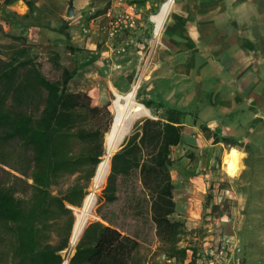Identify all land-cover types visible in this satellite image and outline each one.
Returning a JSON list of instances; mask_svg holds the SVG:
<instances>
[{
	"label": "trees",
	"instance_id": "1",
	"mask_svg": "<svg viewBox=\"0 0 264 264\" xmlns=\"http://www.w3.org/2000/svg\"><path fill=\"white\" fill-rule=\"evenodd\" d=\"M4 35L11 52L0 44V264H63L73 208H82L106 152L111 104L95 106L86 92L72 91L78 71L63 66L58 52L51 53L47 77L27 38ZM157 106L158 119L138 122L111 158L99 220L88 223L69 264H145L142 239L152 232L171 258L186 261L189 249L180 247L186 224L173 219L171 154L181 145L187 113ZM66 178L73 182L55 194Z\"/></svg>",
	"mask_w": 264,
	"mask_h": 264
},
{
	"label": "crops",
	"instance_id": "2",
	"mask_svg": "<svg viewBox=\"0 0 264 264\" xmlns=\"http://www.w3.org/2000/svg\"><path fill=\"white\" fill-rule=\"evenodd\" d=\"M167 1L8 0L0 5V23L5 16L6 29L77 49L65 55L66 66L78 71L71 86L79 82L77 92H86L95 106L111 103L138 79L151 85L154 105L186 112L173 161L181 157L190 164L184 155L189 140H220L217 147L227 140L228 153L234 149L242 157L234 205L242 210L245 264H264V0H176L155 40L150 17ZM128 2L145 8V15L138 28L111 41L109 15L124 11ZM123 46L127 52L118 58L113 51ZM180 177L188 179L186 186L197 182L205 190L208 176L187 168ZM156 247L147 264H182L166 252L161 260Z\"/></svg>",
	"mask_w": 264,
	"mask_h": 264
},
{
	"label": "rangeland",
	"instance_id": "3",
	"mask_svg": "<svg viewBox=\"0 0 264 264\" xmlns=\"http://www.w3.org/2000/svg\"><path fill=\"white\" fill-rule=\"evenodd\" d=\"M175 2L176 0H174V4ZM2 20L3 22L0 23V26H2L4 34L22 36L28 39L29 45L32 46L30 54L34 57L36 63L41 66L44 75L47 77H51L53 75L51 73L49 60L52 57L51 53L54 51L58 52L60 56L61 54L63 55V57L61 56L60 58L61 64L67 67L66 65H68L67 63L69 60L65 57V55L69 50L68 47H65L63 44L59 45L58 43L52 44L34 41L28 36V34L25 35V32L23 31L19 33L6 29V23H4V20L8 22L10 19L3 16ZM4 34L0 32V44L3 46L1 50L4 54L8 55L11 51H9L6 46H8L11 41L10 39L8 40ZM19 44L20 43H18V45ZM134 84L138 86L137 95L139 102L147 107L145 104L151 101L152 91L151 85L148 82L139 81L138 79L132 81V83L128 82L126 89L120 93L128 92ZM81 85H83V83H81ZM79 87V82L72 84L71 90L75 92L79 89ZM115 98L116 97L113 98L110 103V109H108L111 111L113 116V101ZM148 109L150 110V115L144 116L138 122L146 118H153L154 113L159 111V107L157 105H153ZM133 129L134 127L132 128L131 133L133 132ZM189 141L190 143L185 146L184 155L191 157L192 161L190 164L185 166L181 162L182 158L177 157L174 161L176 165L171 168V174H173L172 177L175 184L174 199L176 202V213L174 214L173 219L181 220L184 224H186L187 233L181 242L180 247L189 249L186 259V261H188L187 264H201L199 251L200 247L205 243V240L209 239L214 242L220 240H239L241 243L243 239L242 237L245 235L243 229V219L238 216L242 210H237V205H234L235 192L237 193L241 188L240 184L237 183L239 180H236L237 175L240 173H238L236 177H231L226 172L224 159L228 155L227 153L229 151V144L227 140L223 142V146L221 147H217V144L214 142L215 140H210L209 143L206 141L203 143L201 140ZM180 152V149H176L174 154L178 156ZM187 168L190 170H196L199 175L202 174V176H208L204 179V184L206 183L204 191L197 189L199 187L197 182L191 183L192 186H186L185 181L187 182L188 179L180 177V173L182 170H186ZM72 182V178H66L63 180V184L60 187L55 188L53 191L55 194L57 191H65L67 186ZM91 184L92 181L90 183L88 193L91 189ZM105 186L106 183L98 193V199L92 214L93 217L91 216L88 223L99 219L97 216V208ZM74 209L73 214L76 220V213L79 208ZM142 242L144 243L142 246V255L145 259H147L145 261V264H147L150 260L148 259L149 255H151L153 248L157 246L159 241L155 238L154 232H152L148 238L144 240L142 239ZM249 243H253V241L250 240ZM76 246L77 244L72 246L70 243V248L66 251V253L63 252L62 254L64 261L66 260V257H68L66 256L67 253L70 254V258L72 257ZM249 246L250 245L248 244L247 247ZM156 250L160 255L159 258L163 260V254L165 253L163 245L160 243V245L156 247ZM189 256H191V259H189Z\"/></svg>",
	"mask_w": 264,
	"mask_h": 264
},
{
	"label": "bare ground",
	"instance_id": "4",
	"mask_svg": "<svg viewBox=\"0 0 264 264\" xmlns=\"http://www.w3.org/2000/svg\"><path fill=\"white\" fill-rule=\"evenodd\" d=\"M174 4V0H168L165 2L160 9L159 14L154 18L157 23L156 33L159 34L164 28V22L167 19V15L170 12L172 6ZM172 12V11H171ZM164 26V28H163ZM138 86L134 84V86L126 93L116 92V98L113 101V109H114V118L116 117V129L119 128V124L122 123L125 117L130 116L131 123L128 133H131V130L134 125L142 119L144 116L150 115V110L145 107L138 100L137 93ZM152 115V114H151ZM129 135V134H128ZM126 139V138H125ZM124 139V141H125ZM106 152L105 155L100 162V170L97 175L92 179L91 189L89 193L86 195L82 208H79L76 213V220L74 223V229L71 236V245L75 246L78 244L77 242L81 238L92 214L95 209V205L98 199V193L100 189L107 182L108 175L110 173L111 167V158L113 154L118 149H112L109 143V134L106 136ZM241 155L237 150H231L228 155L224 159L225 169L228 175L231 177L235 176L241 170ZM93 217V216H92ZM64 264H67L64 262Z\"/></svg>",
	"mask_w": 264,
	"mask_h": 264
},
{
	"label": "built area",
	"instance_id": "5",
	"mask_svg": "<svg viewBox=\"0 0 264 264\" xmlns=\"http://www.w3.org/2000/svg\"><path fill=\"white\" fill-rule=\"evenodd\" d=\"M114 3L123 4L125 0H112ZM7 0H0V5L5 4ZM145 15V8L135 3H126L124 11L116 15H109L110 22L108 27V39L111 41L116 40L122 33L135 30L138 28L139 22ZM157 16V15H156ZM156 16H151L154 22L153 39L157 40L161 37V32L156 33L157 23L153 20ZM87 33V32H86ZM127 52V47L115 48L113 54L118 58L124 57ZM113 67H119L114 64ZM73 210H75L73 208ZM66 253V251H65ZM66 262L69 264L70 254H66ZM201 264H245L243 247L239 240L230 241H217L205 240V243L200 247L199 251Z\"/></svg>",
	"mask_w": 264,
	"mask_h": 264
},
{
	"label": "water",
	"instance_id": "6",
	"mask_svg": "<svg viewBox=\"0 0 264 264\" xmlns=\"http://www.w3.org/2000/svg\"><path fill=\"white\" fill-rule=\"evenodd\" d=\"M71 13H72V9H70V11H69V16H71ZM130 123H131L130 116L125 117L124 120L122 121V123L119 124V128L116 129V132L114 133V130L116 128V117L113 118V122H112V125H111V128H110V131L107 134H109L110 147L112 149H117L118 148L116 150V152H118L120 150V148L121 149L123 148L126 139L131 135V133H128V129H129V127H131L130 126ZM124 139H125V141H124ZM105 142H106V140H105ZM105 151H107L106 150V143H105ZM99 170H100V164L97 167V170H96L95 175H97V173L99 172ZM73 229H74V227H73ZM72 233H73V230H72ZM70 243H71V239H70Z\"/></svg>",
	"mask_w": 264,
	"mask_h": 264
}]
</instances>
